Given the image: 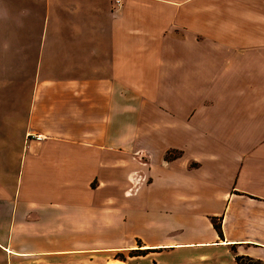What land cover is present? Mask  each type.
Listing matches in <instances>:
<instances>
[{"label": "crops", "instance_id": "1", "mask_svg": "<svg viewBox=\"0 0 264 264\" xmlns=\"http://www.w3.org/2000/svg\"><path fill=\"white\" fill-rule=\"evenodd\" d=\"M33 1L7 6L0 263L264 261V0Z\"/></svg>", "mask_w": 264, "mask_h": 264}, {"label": "rangeland", "instance_id": "2", "mask_svg": "<svg viewBox=\"0 0 264 264\" xmlns=\"http://www.w3.org/2000/svg\"><path fill=\"white\" fill-rule=\"evenodd\" d=\"M28 3L31 7H34V1L33 0H0V62L7 61L9 57V50L8 48L17 46L19 41H13L12 39L8 41L9 34L6 32L7 26H9V23L11 24V20L8 17L6 18L7 14V6L9 5L11 8H14L19 5H25ZM38 22V20H37ZM36 23V22H35ZM14 24V23H13ZM12 25V24H11ZM17 25V24H14ZM21 26H25L26 30L24 32H29L30 30H33L34 26H37L36 24H30L27 22H24L22 24H19ZM33 25V26H32ZM16 27V26H15ZM12 35V34H11ZM10 35V36H11ZM15 36V35H13ZM23 38H26L28 35H23ZM12 37V36H11ZM23 38H20V40L23 42ZM4 134H7V131H3ZM6 137V135H5ZM9 140V139H8ZM172 157V156H171ZM115 254H110L109 257H114ZM126 259L128 260L129 264H146L144 262L139 261L138 258L131 259L127 254L125 255ZM107 260V257L104 256H98L94 260V264H105V261ZM5 264V262L0 263ZM12 264H83L81 259L77 258H71V259H63L62 261H44V262H32L30 260H25L21 258H17L14 260Z\"/></svg>", "mask_w": 264, "mask_h": 264}, {"label": "trees", "instance_id": "3", "mask_svg": "<svg viewBox=\"0 0 264 264\" xmlns=\"http://www.w3.org/2000/svg\"><path fill=\"white\" fill-rule=\"evenodd\" d=\"M172 156V157H171ZM177 155H173V152H168L165 156L166 160H171L173 158H176ZM214 228L217 230L219 234H221V227L220 224H218L215 220L213 221ZM145 252L141 250H133L129 252V257H135L144 255ZM115 259L126 261V257L120 253L115 255ZM235 264H264V261L256 260L247 256H237L235 257Z\"/></svg>", "mask_w": 264, "mask_h": 264}, {"label": "built area", "instance_id": "4", "mask_svg": "<svg viewBox=\"0 0 264 264\" xmlns=\"http://www.w3.org/2000/svg\"><path fill=\"white\" fill-rule=\"evenodd\" d=\"M28 137L34 139L35 141H39L42 139L40 135H28Z\"/></svg>", "mask_w": 264, "mask_h": 264}, {"label": "bare ground", "instance_id": "5", "mask_svg": "<svg viewBox=\"0 0 264 264\" xmlns=\"http://www.w3.org/2000/svg\"><path fill=\"white\" fill-rule=\"evenodd\" d=\"M109 264H120V263L117 262V263H109Z\"/></svg>", "mask_w": 264, "mask_h": 264}]
</instances>
